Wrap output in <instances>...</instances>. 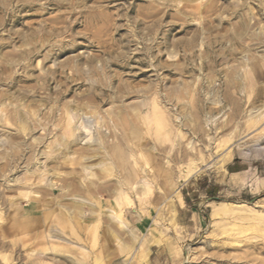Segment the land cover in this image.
Returning <instances> with one entry per match:
<instances>
[{
	"label": "rangeland",
	"instance_id": "obj_1",
	"mask_svg": "<svg viewBox=\"0 0 264 264\" xmlns=\"http://www.w3.org/2000/svg\"><path fill=\"white\" fill-rule=\"evenodd\" d=\"M246 71L250 72L249 75ZM229 78L242 85L238 86L242 106L235 116L228 103V91L232 92V89L225 92ZM212 92L218 94L221 104H224L223 109H217V105L212 103L217 96ZM143 93L144 96H138ZM154 99L159 102L161 110L167 109L162 111L163 114L170 115L168 118L173 120L175 115L180 118L188 112L193 113L195 107L203 102L208 105L206 112L209 113L202 116L201 124L205 119L209 121L208 136H214V141L230 135L231 140L216 151H213L215 141H211L209 150L212 153L208 150L210 156L203 165L204 171L187 180L177 176L176 162H172L179 197L172 191L165 195L148 194L143 200L153 201L155 205L152 208L148 202L140 206L139 198L132 193L137 205L126 206L123 215L140 241L134 243L129 253L136 255V260L128 264H264V0H0V228L13 219L22 221L28 216L41 218L32 222L35 231L40 230L44 223L55 228L52 217L46 222L42 212H49L52 206L50 210L56 212V205L51 200L57 199L62 190L55 187L49 193V187L44 184V191L19 184L16 188L13 184L19 177L23 179L24 174L26 178L33 166L37 170L48 164L46 160H49L50 153L46 152L50 151L52 143L56 144V136L63 131V120L59 118L70 105L71 108L93 104V110L85 108L83 112L79 111L80 116L75 118L77 125L87 118L89 121L92 119L90 122H94L95 127L104 128L110 123L114 125H111L112 129L119 133L117 128L120 125L111 115L116 106L123 105L132 110L135 103H151ZM209 107L219 111L212 109L210 112ZM18 110L26 114V121L15 120L13 123L14 111ZM108 112L112 117L106 116ZM253 117L263 119L254 128H248ZM95 119L100 122L95 124ZM19 121L29 130L25 127L22 131ZM215 124L226 125L216 136ZM148 125L144 136L164 149L159 154L174 156L177 149L187 147V139L192 142V147L195 142V148L209 144L198 141L185 128L184 136L189 134V138L177 139L173 129L155 131L152 124ZM15 134L21 137L12 138ZM21 144L23 146H18ZM81 146L84 145L74 147L79 149ZM12 150L20 154V159H17L19 166L11 172H4L2 164L5 159H12ZM228 151L233 152L232 155L223 160ZM30 157L34 158L31 162ZM131 162L129 159L128 163ZM70 164L56 170L62 172L53 178L56 186L61 184L58 179L65 175L66 179L70 178L66 174L70 168H81V165L78 168V164ZM47 166L52 168L50 163ZM98 170L95 168L94 177L91 176L94 185L102 184L103 178L110 182L115 179L103 177ZM82 173L76 180L89 184L88 176ZM154 176L152 172L146 174L151 181H154ZM94 185L90 186V196L101 201L102 209L98 216L88 213L82 222L80 238L84 239L78 241L82 242V248L68 243H61L62 246L58 247L59 241L51 239L41 243L34 236L22 242L23 233L8 234L0 229V238L5 236L4 240L16 242L11 247L0 248V264H37L36 260H40V264H75V259L90 264L98 251V256H101L99 264H121V253L110 232H118V237L126 243L128 236L113 219L107 222L103 213L112 196L103 190L98 191V185ZM31 191L40 196L25 200L24 194H31ZM172 197L176 208L174 224L166 223L165 219L154 221L160 211L165 216L166 199ZM223 202L238 203L243 209L236 212L224 210L220 216L211 215L214 203ZM17 207L16 215L14 209ZM143 209H147L149 215ZM257 214L262 218H252ZM95 217H101L96 225ZM92 224L95 226L91 231ZM152 227L162 231L161 241L150 244L147 254L141 255L148 230ZM22 243L26 248L20 246ZM29 249L33 252L30 258L27 254ZM42 251L48 253L46 258H41Z\"/></svg>",
	"mask_w": 264,
	"mask_h": 264
},
{
	"label": "bare ground",
	"instance_id": "obj_2",
	"mask_svg": "<svg viewBox=\"0 0 264 264\" xmlns=\"http://www.w3.org/2000/svg\"><path fill=\"white\" fill-rule=\"evenodd\" d=\"M210 67H211V64H210ZM212 71L214 72V70H212ZM243 72H245V71L243 70ZM246 72L248 73V74L247 73L246 74L249 75L250 72L249 71H246ZM232 73H233V71H232ZM237 73H238V71H237ZM233 76L235 77V75H233ZM242 76L244 77V75H241L240 77H242ZM228 77H230V76H228ZM251 79H253V78H251ZM229 80H230V78H229ZM241 82H242V80H241ZM227 83H226L227 84V88H226L227 90L225 89L226 91L225 90H223V91H225L227 93V91L229 89L230 90L232 89L233 94H232V92L228 91L229 92V94H228V103L231 106V110H232L231 112L235 116V115L238 114V111L240 110V108L242 106L241 95H239V93H238V86L239 85H238V82H236L235 80H230ZM226 84H225V86H226ZM241 86H239V87H241ZM213 89L215 90V88H213ZM241 90H242V88H241ZM216 91L218 92V90H216ZM103 93H104V91H103ZM218 94L220 95L222 93L218 92ZM218 94L212 92V95H214V96L217 95L216 98H213L212 103L217 105V109H221L224 104L223 105L221 104V102H220L221 99H219ZM207 95H208V93H207ZM138 96H140V97L144 96V93H143V95L138 94ZM116 97H117V95H116ZM96 98L102 100V98H100L98 96H96ZM169 99H170V97H169ZM158 104H159V102L157 103V100L155 101V99H154V101H152L151 103H149V102L143 103L141 101L138 102L137 104L135 103V105H133L134 107H132V110L126 109V107L123 106V105L116 106L117 108L115 107L113 109V111H111L112 112L111 115L113 117L110 116L109 112H108V114L106 116L109 115V117H112V118L115 117V119H113V120H116V123H118L120 125L118 127L120 129L117 128V130H119V133L117 131H115L114 128L112 129V126L114 127V125H112L110 123H109L110 125L106 124L104 128H102L101 126L100 127H95L94 126V122L91 123L92 119H90V121H91L90 122L89 120H87V118H86V120L84 118L80 122L78 121L79 124L77 125V123H76L77 121L75 120V118H76L77 115H79V111L81 110L83 112V110L85 108H87V110L89 108V110L91 111V110H93V109H91V108H93L92 107L93 104L85 103L83 106L75 105V107L73 106L71 108H70V106H71L70 105L69 108L66 109L65 112H63L62 117L59 118V119L63 120L62 121L63 122V125H62L63 126V128H62L63 131H61V133L56 136L57 139L54 142L56 144L54 145L52 143V148L50 149V147H49L50 151L48 150L49 152L48 151L46 152V154L50 153V156L47 157V159H49V160H46V161H49L48 164L50 163L52 168L51 167L49 168L47 166L48 165L47 163H45V165H41L42 167H38L37 170H34V169H36V167L33 166L34 169L32 168L33 170H31V171L29 170L30 173H29V175H26V178H25V174L23 172V174H24L23 179H21L18 176L19 179H21V180L18 179L13 184L14 187H16V188H18L17 186L19 184L20 186L21 185H26L29 189L30 188L31 189L34 188L36 190H42V191L46 190L44 188V185H47L49 187V191H48L49 193H52V191L55 189V187L59 188L60 191L62 190L61 193H59V194H58L59 191L57 192V194L59 196H57L55 194L57 196V199H53V197H49L50 199L51 198L53 199V200H51L52 201L51 203L53 205H56L55 206L57 208L56 212L53 211V213H52V211L50 210L54 206H52L51 208L49 207L50 208L49 212H47V213H43L42 212L43 220H45L46 222H48L50 220V218L52 217L51 220L53 221V223H55V228H52L53 226L50 227L48 224L44 225L45 224L44 223L43 225L40 226V227L43 226L40 230L35 231L34 230L35 229L34 228L35 225H33L32 222L38 221L41 218H40V216H38V217H36L37 218V220H36L35 217L28 216L25 219H23L22 221H17V219H13L12 221H10L11 222L10 224L8 222L5 225H3L0 229L3 232L8 233V234H17L19 232L23 233L24 235L22 237V242L24 240H29V239H31V237L34 236L40 242L42 241L41 243H46V241L48 239H51V240L59 241L58 244H57L58 247H61L63 243H66V244L68 243V244H71V246L74 245L76 247H80L82 242L79 243L78 241L81 239L80 238V234H81V230H82V222L84 223V220L86 219L85 217L88 215V213H90L92 215L94 214V216H96V215L98 216L100 214V209H102L101 201L98 200V199H93L90 196V194H91L90 190L92 188L91 184L94 185L91 182V178H92L91 176H93V172H94L93 170L95 168H98L99 169L98 170L99 173L102 174L103 177H107V178H109V177L112 178L113 177V178H115V179H113L112 182H110L111 180H105V178H103L104 180H103L102 184H100V185L99 184H95V185H98V187H97L98 191L99 190H103V191L107 192L108 194H110L112 196L110 204L104 210L105 213H103L105 218H107V222H108V219H113L114 222H116V224L119 225L120 229H122L124 232H126V234H127L126 236H128L127 237L128 240H127V243H126L125 241H122V239H120L121 237L120 238L118 237V234H117L118 232L117 231L114 230L117 233H114L112 231L110 232L111 236L114 238L115 243L118 246L119 252L121 253V256H122V259L121 260L119 259V260L121 261V264H128V263H131L132 261L136 260V257H135L136 255L133 256V255H131L129 253L131 252V250H132V248L134 246V243L137 240L140 241V239H138V237L136 236L137 234L134 232V230L132 228H130L132 226L129 227L127 225V221L125 220L124 215H123L124 208L126 206L128 207V206H131V205H137L135 203L136 199L134 200L131 197L132 193L135 194L136 197L139 198V205L142 206V207H143L144 203L148 202V201L143 200V198L145 196H147L148 194L150 195L153 192H154V195H155V192H156L157 195L158 194H160V195L164 194L165 195L168 191H172L179 197V192L177 191V189H175V180H176V179H174L175 175L172 172L173 163H174L173 161L175 160V162H176L175 170L178 173L177 176L183 178L184 180H187L191 176H194V175H196L198 173H202L204 171L203 165H204L205 162H207L206 160L210 156V154H208V150H209V147H210V143H211V141L213 139L212 137H214V136H212V137L208 136V132L207 131H209V130L207 128V125H209V121L207 119H205L204 123L201 124L202 123L201 122L202 116H205V113L206 114L209 113V112H206V109H208L207 108L208 105L204 104L203 102H201L200 104H198L195 107L196 109L194 110L193 113L188 112V109H187V112L190 113V116H189L188 113H186L188 116L187 115H183V117H180V118H179L178 115H175V117L173 116V118L175 120H173L172 118L169 119L168 116H170V115H168V116L164 115L162 111L165 108L163 110H161L162 107L160 106V104L159 105ZM183 108H185V107H183ZM212 109L213 108L209 107V110H211L210 112H212ZM214 109H216V108H214ZM165 110H167V109H165ZM214 111H219V110H214ZM14 112H15V114H14L13 123L15 122V120H20L22 122V119H23V122L26 121V120L24 121V118H25L26 114L24 115V113L22 111L20 112L19 110L18 111H14ZM100 112H102V111H100ZM106 113H107V111L105 112V114ZM83 115H81V117H85ZM233 115H232V117H233ZM79 116L77 118H79ZM9 118H11V116ZM97 118H99V117H97ZM112 118H109V120L112 119ZM6 119H8V117H6ZM101 119L102 118H100V120ZM103 119H102V121H105ZM262 119H263V117H260V118H254L253 117V118H251L249 120L248 128H251V127L254 128L253 126L257 125ZM100 120H96L95 119V124H98V123H96V121L100 122ZM173 121H175V123ZM34 122H36V121H34ZM102 123H104V122H102ZM102 123H99V125H101ZM105 123H107V122H105ZM114 123L115 122H113V124ZM26 124L30 125L27 122H26ZM148 124H152V127L155 129V131H158L159 129H164L165 131H170L171 129H173L174 134L176 135L177 139H179V138L185 139L186 137H188L189 134H187V133H186L187 136L186 135L184 136L185 133H183V130H184L183 128H185L188 133H191V134L195 135L199 139V140L197 139L198 141H202L203 144L206 143V141H207V143H209V144L206 147L204 145H202L200 148L199 147L195 148L194 147V143L195 142L193 143V147H192V145L190 144L192 142L189 141L190 139H187L188 140L187 143H186L187 147L185 149H182V148L177 149V151H176L174 156L168 155V154H166V155L165 154H159V152L164 151V149L159 148V146H157L156 142H149V140H147L146 137L144 136V132L146 131L147 127L149 126ZM212 125H214V124H212ZM225 126L226 125H224V124L223 125L222 124H220V125H216L215 124V126L213 128L214 132L216 133L215 136L217 135V133L222 132ZM227 126H228V123H227ZM25 127H26V125L22 124V125H20L19 128H21L22 131H23V130H25ZM228 136H230V135H228ZM228 136H227V138H222V139L218 138L217 140H214L215 141V143H214L215 144V146H214L215 150H213V151L220 150L221 148L225 147V145H227V143L229 144V142L231 140V136L230 137H228ZM232 136H234V134ZM19 137H21L20 134L19 135L15 134V135L12 136V138H19ZM192 138H193V136H192ZM21 141H22V139H21ZM214 141H212V142H214ZM82 144L84 146H81L79 149L74 147L76 145H82ZM46 145L48 146V144H46ZM2 146H4V145H2ZM18 146H23V145L21 144V145H18ZM30 147H31V145H30ZM210 149H212V148H210ZM28 150L26 152H28ZM31 150H33V149H31ZM35 150H36V148H35ZM45 150H46V148H45ZM12 152H13L12 155H11L12 159H10V160L5 159V161L2 164L4 172L6 170H8V172H11V170H13V169L16 170L17 167L19 166V162L20 161L18 160L19 162L17 163V159H20V156H19L20 154H18L17 151H15L16 152L15 153L12 150ZM239 152H241V151H239ZM74 153H77V155L74 154ZM232 153L233 152H229L228 151V153L225 155V157L224 158L222 157L223 160L228 159L232 155ZM35 154H36V152H35ZM243 154H247V153H243ZM157 155H161V156H163V158H159ZM30 158L31 159L29 161L30 162L33 161L32 160L33 157H30ZM39 158H41V157H39ZM45 159H46V157H45ZM129 159L132 161L131 163H128ZM226 161H228V160H226ZM13 162H14V165H11V163H13ZM23 162H25V161H23ZM41 163H42V161H41ZM67 163L68 164L71 163L70 164L71 166H72V164H74V165L78 164V168H79V165H81V168L79 170L78 169L76 170L75 168H70L71 170L68 173H66L64 171L67 175H70L69 176L70 178L66 179V177H65L66 175L63 172V175H65V176H64V178L62 177V178L58 179V180L61 181V184L59 183V185L56 186V184L53 181V178L56 175L59 177L60 173H62V172H58L56 170L58 168L61 169V167H64ZM220 163H221V161H220ZM223 163H225V162H223ZM223 163H222V165H223ZM20 164H22V163H20ZM35 164L37 165V163H35ZM70 165H68V167H71ZM27 166H29V165H27ZM21 168H22V166H21ZM26 168H28V167H26ZM148 169H149V171H148ZM67 170H69V169H67ZM81 172L85 173V174L82 173V175L88 176L87 178H89V180H90L89 184L86 181H85V183L84 182L82 183V182H78L79 180H76L77 175L80 174ZM148 172H152L155 175L154 176L155 178H153L154 181H151L149 178L146 177V174H148ZM13 173H15V172L13 171ZM42 175H46L47 177L45 178ZM21 176H23V175H21ZM79 178H81V177H79ZM44 179H46V180H44ZM54 179H56V177ZM95 185H94V187H95ZM90 186H91V188H90ZM69 187H71V189H69ZM11 192H12V190H11ZM82 192L86 193L87 195L83 196ZM94 192H96V191L94 190ZM15 193H16V196H17V191ZM29 194L28 193L24 194L27 197V199H25V200L29 201L30 199H33V197L40 196L37 193H35L34 191H31V194L30 195ZM16 196H13V197L16 198ZM68 196H69V198H66ZM89 196H90V198H89ZM93 196H95V195H93ZM59 197H61V199ZM46 198H48V196ZM34 199H37V198H34ZM41 199H43V198L41 197ZM41 199H40V201H41ZM44 199H45V197H44ZM172 199H173V197L166 199V203L164 205V210H165L164 214H165V216L163 217L162 216V211H160V212H158V214L155 217L154 221L162 222L163 219H165L166 223L169 222L170 224H172V223L174 224L175 216H176V208H175V205H174L175 202ZM10 200H13V199H10ZM17 200H19V199H17ZM147 200H149V199H147ZM9 202H10V204H13L12 203L13 201L12 202L9 201ZM37 202H39V200ZM148 203H149V206L154 208L153 206L155 205V203L153 201L148 202ZM6 204H8V203H6ZM43 204H45V202H43ZM242 209H243V206L238 204V203H231V202L228 203V204H225L224 202L223 203H214L213 207L211 208V215H219L224 210L231 211V212H234V211L236 212V211H240ZM139 210H142V209H139ZM17 211H18V207L14 209V214H16ZM19 211H21V210H19ZM104 211L102 210V212H104ZM133 211H135V210H133ZM143 212L146 215H149V211L147 209H143ZM260 213L263 214V212H260ZM138 215H140V214L138 213ZM142 215L143 214H141V216ZM238 217H239V215H238ZM254 217H256L257 219L258 218H262L261 215H259V214L253 216L252 218H254ZM248 218L250 219V216ZM99 219H98V217L97 218L95 217V221H96V222H94L95 225L97 224ZM105 221L106 220H103L104 223H105ZM91 222H90V224H91ZM41 224H42V222H41ZM94 224H92V226H91V231H92V229H94V226H95ZM230 229H232V228H230ZM91 234H92V232H91ZM93 234H94V232H93ZM123 235H125V234H123ZM162 235H163V233H162V231L159 230V228L158 229L156 227L150 228L148 230V235H147V238H146V240H147L146 244L144 245V243H143L144 246L141 249V255L142 254L143 255L147 254L150 244H152V243L158 244L161 241ZM4 237L2 236V238H0V248L1 249L6 248V247L7 248L11 247V245H14L16 243V242L14 243V241H12V240H10V241L4 240ZM67 237H69V238H67ZM83 239H84V237H83ZM83 239H81V240H83ZM107 240L110 241V239H107ZM20 246L24 248L26 246V244L22 243ZM84 246H85V244H84ZM136 246H138V245H136ZM45 247L48 248L47 246H45ZM53 247H54V245H53ZM81 248H82V246H81ZM37 249H34V250H37ZM39 250H40V247H39ZM29 251L30 252H28L27 254H28L29 258H30L32 256L33 252H31L30 249H29ZM50 251L51 250H49V252ZM71 252H73V250ZM57 253H58V251H57ZM95 253H94L95 255L93 254L94 257H93L92 261L90 260L92 262L90 264H99L101 262V259H100L101 256L100 255L98 256L99 251H98V253L97 252H95ZM4 254H6V253L4 252ZM17 254H18V252H17ZM40 255H41V258H46L48 253L47 252H43ZM4 257L5 256H3L2 258L4 259ZM50 257H51V255H50ZM49 260H51V259H49ZM58 260H60V258H58ZM141 260H142V258H141ZM22 261H23V259H22ZM74 262H75V264H86V263L80 261V259H75ZM9 263H11V262H9ZM36 263L40 264L41 261L40 260H36ZM3 264H5V263H3Z\"/></svg>",
	"mask_w": 264,
	"mask_h": 264
}]
</instances>
